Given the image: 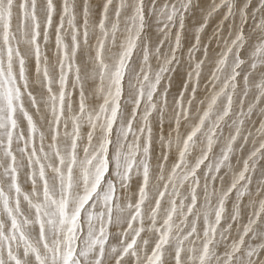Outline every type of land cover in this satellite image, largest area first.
Listing matches in <instances>:
<instances>
[{"label":"snow or ice","instance_id":"snow-or-ice-1","mask_svg":"<svg viewBox=\"0 0 264 264\" xmlns=\"http://www.w3.org/2000/svg\"><path fill=\"white\" fill-rule=\"evenodd\" d=\"M0 264H264V0H0Z\"/></svg>","mask_w":264,"mask_h":264}]
</instances>
